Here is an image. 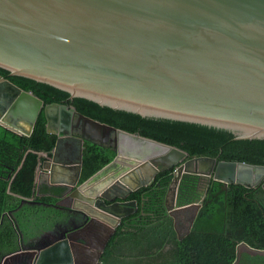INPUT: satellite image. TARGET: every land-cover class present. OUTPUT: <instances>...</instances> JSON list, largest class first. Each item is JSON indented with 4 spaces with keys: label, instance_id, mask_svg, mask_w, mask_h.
<instances>
[{
    "label": "water",
    "instance_id": "obj_1",
    "mask_svg": "<svg viewBox=\"0 0 264 264\" xmlns=\"http://www.w3.org/2000/svg\"><path fill=\"white\" fill-rule=\"evenodd\" d=\"M0 67L70 97L235 128L236 138L264 136V0H0ZM39 110L56 137L50 151L39 152L44 157L36 163L33 190L42 177L61 187L55 196L70 200L68 227L43 231L51 240L7 251L0 264H105L100 253L120 218L137 207L143 212L142 196L137 204L125 195L162 169L171 168L162 205L178 239L191 228L210 180L224 189L264 177V164L186 157L182 149L71 105L43 104L30 90L0 79V124L27 134ZM84 139L108 142L114 154L79 180ZM189 175L196 188L202 180V191L177 204L179 181ZM184 213L180 235L177 218ZM240 247L264 255V248L240 241L232 264Z\"/></svg>",
    "mask_w": 264,
    "mask_h": 264
},
{
    "label": "trees",
    "instance_id": "obj_2",
    "mask_svg": "<svg viewBox=\"0 0 264 264\" xmlns=\"http://www.w3.org/2000/svg\"><path fill=\"white\" fill-rule=\"evenodd\" d=\"M0 74L24 90H30L42 103L71 105L85 115L123 130L134 132L182 149L186 157L209 155L216 160H234L264 164V136L236 138L238 129L214 124L140 114L124 108L100 104L30 77ZM55 133L45 128L42 110L25 134L0 124V256L18 244H29L45 230L68 227L66 207H55L58 185H40L33 190L34 169L43 158L39 152L51 150ZM109 143L84 139L79 180L85 179L113 156ZM171 168L155 173L150 183L125 195L137 203L144 192L152 194L154 204L160 198ZM196 178L184 176L178 184L176 203H187L194 195ZM159 204V205H158ZM151 209L138 207L120 218L100 253L105 264H232L235 245L242 241L253 248H264V189L237 182L223 189L219 181L209 182L191 228L177 238L172 218L164 215L162 200ZM55 207L59 211H51ZM150 214L136 224L126 223L132 216ZM51 219V220H50ZM46 220H50L46 223ZM25 227V229H24ZM25 236V238H24ZM235 264H264V255L241 250Z\"/></svg>",
    "mask_w": 264,
    "mask_h": 264
},
{
    "label": "crops",
    "instance_id": "obj_3",
    "mask_svg": "<svg viewBox=\"0 0 264 264\" xmlns=\"http://www.w3.org/2000/svg\"><path fill=\"white\" fill-rule=\"evenodd\" d=\"M20 125H22L23 127H25L26 126V124L25 123H23V121H19L18 122ZM44 157V156H43ZM38 168H41L40 167V165L38 166ZM37 184V189L39 188V186L40 185H43V184H46L45 183V179L42 177L41 178V180L39 181V182H37L36 183ZM47 185V184H46ZM148 192H144L143 193V195H142V198H141V205H142V208L143 209H145V210H149V209H151L154 205H156V204H158L159 202H160V200H163V196H164V191H163V193L161 194V196H160V198L156 201V203L154 204V199H153V195L152 194H147ZM125 199V198H124ZM70 200H69V198L67 197V198H62V199H57L56 198V200H55V202H54V204H55V207H57V208H59V209H61V208H63V207H65L66 206V204L69 202ZM138 204V203H137ZM159 205V204H158ZM124 206V205H123ZM129 215V214H128ZM186 214L184 213V214H180L179 216H178V218H177V226H178V223L181 221L180 219L182 218V217H184ZM125 216H127V215H125ZM150 214H148V213H144V215H137V216H132V217H129V218H127L126 219V223H128V224H136V223H138L140 220H146V219H148V218H150ZM122 218V217H121ZM180 220V221H179ZM53 224V227H55L56 228V221L55 222H53L52 223ZM48 230V229H47ZM47 230H45V231H47ZM50 230V229H49ZM43 233V232H42ZM42 233L41 234H39L37 237H33L32 238V240L31 241H28V243L29 244H24V246L23 245H19L18 244V239L16 238V242H17V245H16V247L15 248H17L18 246H22V247H28V246H35L36 245V243L34 244V241H35V239H37V238H40V237H42ZM41 235V236H40ZM44 235V234H43ZM96 234H94V233H91V239H93L92 241H94V240H96Z\"/></svg>",
    "mask_w": 264,
    "mask_h": 264
},
{
    "label": "flooded vegetation",
    "instance_id": "obj_4",
    "mask_svg": "<svg viewBox=\"0 0 264 264\" xmlns=\"http://www.w3.org/2000/svg\"><path fill=\"white\" fill-rule=\"evenodd\" d=\"M1 78H6V77H4L3 75L0 74V79H1ZM6 79H7V78H6ZM17 132H18V131H17ZM105 143H108V142H105ZM209 182H211V180H210ZM209 182L207 183L206 188H207ZM261 182H264V177L261 179L260 183H256V184H254V185H252V186L260 185ZM202 185H203V182H202V180H201V181L199 182V184H197L198 187H197V188L195 187V190H194L193 193H194V194L196 193V195H197L199 192H201V191H202V187H201ZM252 186H248V187H252ZM260 186H261V185H260ZM206 188H205V190H204V194H205ZM204 194H203V196H204ZM202 198H203V197H202ZM180 220H181V221H180ZM180 220H179L180 222L178 223L177 228H179V230H180L179 234L181 235V234L183 233V231H184V229H185V225H186V223H187V215H185L184 217H182ZM51 238H52L51 234H44V235H42V237L35 239L34 244L36 243V245H39V244L46 243L47 241L51 240ZM36 245H35V246H36ZM241 250H246V249L243 248V247H240V248H239V252H240ZM246 251H247V250H246ZM248 253H250V252L248 251Z\"/></svg>",
    "mask_w": 264,
    "mask_h": 264
},
{
    "label": "rangeland",
    "instance_id": "obj_5",
    "mask_svg": "<svg viewBox=\"0 0 264 264\" xmlns=\"http://www.w3.org/2000/svg\"><path fill=\"white\" fill-rule=\"evenodd\" d=\"M48 209H50L51 211H55V212H58V213H59V211L56 210L57 208H55V207H49ZM50 220H51V219H50ZM50 220H46V223H47L48 221H50ZM24 229H25V227H24ZM177 231H178V233L180 232L179 228H177ZM24 238H25V236H24Z\"/></svg>",
    "mask_w": 264,
    "mask_h": 264
}]
</instances>
